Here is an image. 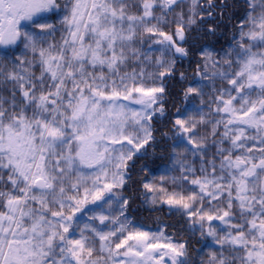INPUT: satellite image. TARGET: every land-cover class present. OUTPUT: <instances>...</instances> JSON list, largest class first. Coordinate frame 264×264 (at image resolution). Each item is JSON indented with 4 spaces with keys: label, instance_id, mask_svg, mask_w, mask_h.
Here are the masks:
<instances>
[{
    "label": "snow or ice",
    "instance_id": "1",
    "mask_svg": "<svg viewBox=\"0 0 264 264\" xmlns=\"http://www.w3.org/2000/svg\"><path fill=\"white\" fill-rule=\"evenodd\" d=\"M0 264H264V0H0Z\"/></svg>",
    "mask_w": 264,
    "mask_h": 264
},
{
    "label": "trees",
    "instance_id": "2",
    "mask_svg": "<svg viewBox=\"0 0 264 264\" xmlns=\"http://www.w3.org/2000/svg\"><path fill=\"white\" fill-rule=\"evenodd\" d=\"M211 39H212L214 42L217 41V38H211ZM225 39H226L225 36H220V37L218 38V42H219V43H223V42L225 41ZM188 71L191 72V68H189ZM156 164L159 165L160 162L157 160V161H156ZM135 203H136V204H139V200H137ZM138 214H141V213H138ZM142 215H144V216H148L149 213H147V212L145 211L144 213H142ZM151 215H152L153 218H154L155 216L160 215V214H159V213H152ZM163 218H164V219H167V217H163ZM148 222H150V223H154V219H153L152 221H148Z\"/></svg>",
    "mask_w": 264,
    "mask_h": 264
}]
</instances>
